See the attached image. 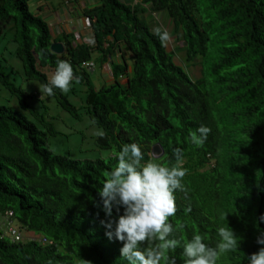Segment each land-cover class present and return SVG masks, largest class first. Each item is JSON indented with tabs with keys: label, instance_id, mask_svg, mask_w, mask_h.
Returning <instances> with one entry per match:
<instances>
[{
	"label": "trees",
	"instance_id": "trees-1",
	"mask_svg": "<svg viewBox=\"0 0 264 264\" xmlns=\"http://www.w3.org/2000/svg\"><path fill=\"white\" fill-rule=\"evenodd\" d=\"M30 3L0 0V85L34 118L0 103V208L14 212L7 229L0 227V264H129L123 243L109 239L101 223L118 219L124 209L114 207L107 217L100 189L116 154L133 142L145 161L165 166L175 163L174 148L183 150L184 190L175 193L177 212L169 218L174 235L188 240L199 233L215 247L217 227H231L238 246L217 264H248L246 256L259 250L256 237L264 233L258 219L264 211V0H100L84 12L93 41L64 33L61 55L51 49L58 41L51 24ZM148 11L172 20L180 53L194 67L201 64L200 76L191 77L176 62V48L161 44L144 19ZM11 43L18 44L15 51ZM117 52L123 61H112L113 81L97 87L83 63L103 69ZM15 57L25 80L42 86L50 81L45 69L55 71L58 60H67L74 70L71 90L43 95L41 112L30 101L36 95L5 72H18ZM77 78L87 89L81 106L70 100ZM48 98L88 120L87 130L102 128L105 136L92 135V147L108 156L51 150L49 136L60 133L48 120ZM201 125L210 132L198 147L189 143V132ZM156 143L165 150L160 157L152 154ZM10 224L33 236L14 241L6 235ZM182 251L169 252L161 264H183Z\"/></svg>",
	"mask_w": 264,
	"mask_h": 264
},
{
	"label": "clouds",
	"instance_id": "clouds-1",
	"mask_svg": "<svg viewBox=\"0 0 264 264\" xmlns=\"http://www.w3.org/2000/svg\"><path fill=\"white\" fill-rule=\"evenodd\" d=\"M153 34L162 45L170 38L169 32L161 26L154 27ZM73 81L74 70L71 63L58 60L54 75L41 88V92L49 96L54 94V89L68 93ZM79 82L78 78L75 79V83ZM209 132L210 129L203 125L190 131L189 143L203 146ZM105 134L102 128L94 132L98 137H104ZM172 154L175 163L165 166L155 159L145 161V154L139 144L133 142L125 145L116 154L118 162L102 181L103 187L100 189L107 217H113L114 207L117 210L123 207L124 211L118 219L101 223L107 229L109 239L123 243L121 254L129 264H161L167 254L178 247L183 249L180 254L183 264H217L222 253L238 246L237 236L231 227H217L219 241L213 247L199 233H193L188 240L174 235V226L169 218L176 215L175 193L184 190L183 178L187 169L182 167L183 150L174 148ZM258 219L264 223V211L259 213ZM26 239L24 236L22 241ZM256 243L261 247L257 252L246 256L248 264H264V233L256 237ZM170 264H175V260H171Z\"/></svg>",
	"mask_w": 264,
	"mask_h": 264
},
{
	"label": "rangeland",
	"instance_id": "rangeland-1",
	"mask_svg": "<svg viewBox=\"0 0 264 264\" xmlns=\"http://www.w3.org/2000/svg\"><path fill=\"white\" fill-rule=\"evenodd\" d=\"M36 1H42V0H31V7L34 9V11L38 8ZM60 0H56L58 2ZM37 14V13H36ZM168 17V16H167ZM155 18H158L157 15L152 16H146L144 17L147 24L151 27V30L153 31V28L155 27L153 25V21ZM178 25L181 30V23L178 22ZM159 26L166 29L169 32V40L167 41L168 47L170 50L174 49L176 52L175 60L178 64H181L183 68L191 75L193 78H197L201 75V64H195L194 62L188 61L187 56L183 57L185 55L184 53H180L181 46L180 43L178 45L177 38L174 29V23L171 25L163 22L161 19H159ZM75 34V32H74ZM77 34V33H76ZM78 35V34H77ZM3 45V44H2ZM18 46L16 43L10 44V49L15 51V48ZM98 54V53H97ZM11 55H8V58H10ZM184 61V62H183ZM12 66L15 67L18 72L14 73L10 69H5V72L9 73L10 79L19 86L20 83L24 84V87L27 92L34 93L36 95V99H31V104L35 106L36 108L40 109L41 112H43L45 109L41 108V105L43 103L42 97L43 94L41 92V88L43 87L40 82L37 81H29L25 80V71L23 69V62L20 58L15 57L12 62ZM130 65L133 67V61H130ZM9 66V65H5ZM49 78L54 75V69H47ZM23 73V74H22ZM89 75L91 77V81L93 84H95L97 87H101L103 85V82L105 81L104 75L102 73V69L100 64L96 65L94 70H89ZM196 76V77H194ZM124 82L127 81V79L123 80ZM73 87L76 88L77 93L71 94L70 100L75 103L78 106L83 105V100H85L86 97V87L83 84H76ZM45 95V94H44ZM46 101V104L48 106V118L49 121H51L54 125V127L59 131V135L57 136H49V147L51 150H53L57 154L62 155H69L71 157H94V156H103L107 157L108 152L104 151H93L92 147V138L91 136L94 135V132L96 131V127L92 128L91 130H87V127L89 126L88 120L79 121L77 118H75L72 114L67 112L62 106H60L56 99L54 98H48ZM0 103H3L5 105H9L12 108L20 111L21 113L25 114L31 119H34L33 116L30 114V111L24 110L20 106L19 98L16 96V93H12L11 90H9L6 86L0 85ZM87 119V117L85 116ZM79 131H82L83 133H79ZM90 150L88 153L87 151ZM0 227L3 230H6L8 227V222L0 216ZM30 234V235H28ZM6 235L11 238V236L8 234V230L6 231ZM33 236L32 233L25 234L26 238H29ZM39 237V236H37ZM36 237V238H37Z\"/></svg>",
	"mask_w": 264,
	"mask_h": 264
},
{
	"label": "crops",
	"instance_id": "crops-1",
	"mask_svg": "<svg viewBox=\"0 0 264 264\" xmlns=\"http://www.w3.org/2000/svg\"><path fill=\"white\" fill-rule=\"evenodd\" d=\"M99 1L100 0H60L58 2H56V0H42L40 2L36 1L38 8L34 12L40 16H43L47 21H49L53 31L55 32L54 37L58 38V41L63 42L64 45L65 41L63 40L62 35L69 32H75V34L77 33L79 39L83 38L87 42H92L94 39L93 32L88 19L84 16V12L87 9L97 6ZM154 14L158 17L152 22L155 27L159 26V19L169 25L173 23L165 13H152L148 11L145 14V17L152 16ZM117 53V56H109L106 63L103 64L105 65L102 69L105 79L103 84L113 81L111 68L112 61L120 63L123 61L122 56H120V52ZM127 57H129V59L131 58L130 55H127ZM47 69L49 68H46L45 71L48 73Z\"/></svg>",
	"mask_w": 264,
	"mask_h": 264
},
{
	"label": "built area",
	"instance_id": "built-area-1",
	"mask_svg": "<svg viewBox=\"0 0 264 264\" xmlns=\"http://www.w3.org/2000/svg\"><path fill=\"white\" fill-rule=\"evenodd\" d=\"M83 66L87 69L94 70L96 63L94 61H85L83 63ZM13 215H14L13 211L3 212V210L0 208V216L5 218L8 222H10V219ZM8 234L12 237L14 241H22L24 239V234L21 231H19V229L14 225H11L8 228Z\"/></svg>",
	"mask_w": 264,
	"mask_h": 264
},
{
	"label": "water",
	"instance_id": "water-1",
	"mask_svg": "<svg viewBox=\"0 0 264 264\" xmlns=\"http://www.w3.org/2000/svg\"><path fill=\"white\" fill-rule=\"evenodd\" d=\"M51 49L53 52H55L59 55L66 53L65 45L63 42H60V41H55L52 44ZM164 152H165V150H164L163 146L161 145V143H156L153 146L152 153H153L154 157H160L164 154Z\"/></svg>",
	"mask_w": 264,
	"mask_h": 264
}]
</instances>
